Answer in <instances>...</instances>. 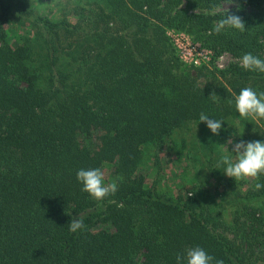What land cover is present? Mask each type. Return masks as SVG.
Segmentation results:
<instances>
[{"label": "trees", "instance_id": "1", "mask_svg": "<svg viewBox=\"0 0 264 264\" xmlns=\"http://www.w3.org/2000/svg\"><path fill=\"white\" fill-rule=\"evenodd\" d=\"M224 1L67 0L63 16L50 21L21 0L40 27L16 45L5 30L10 7L2 3L0 264H176L177 254L192 247L213 264H253L264 236V217L252 205L264 188L254 185L264 175L245 192L230 179L229 225L225 205L162 194L141 172L185 123L202 125L209 163L236 125L247 142L264 126L240 118L229 103L244 87L264 92V73L240 66L247 53L264 60V0H243L257 11L242 18L243 32L217 34L214 20L223 16L175 11L183 3L209 11ZM186 25L214 54L239 62L223 70L180 63L165 32ZM213 92L219 99L209 97ZM201 113L223 122L219 134L200 122ZM105 165L118 190L95 201L76 173ZM75 217L85 227L72 233Z\"/></svg>", "mask_w": 264, "mask_h": 264}, {"label": "rangeland", "instance_id": "2", "mask_svg": "<svg viewBox=\"0 0 264 264\" xmlns=\"http://www.w3.org/2000/svg\"><path fill=\"white\" fill-rule=\"evenodd\" d=\"M27 6L38 15L54 21L60 19L64 14V6L67 0H24ZM224 1L219 6L209 11H201L189 9L183 3L175 11L180 14L192 15L204 13L210 17L225 15H238L242 18H253L257 13L247 7L243 0H232L231 4ZM2 3H8L10 7L9 20L5 25V30L11 38L15 40L12 44L16 45L25 39H32L36 36L40 25L36 20L25 15L21 6V0H0ZM177 14V15H178ZM174 17V15H172ZM69 20L74 23L75 18L70 17ZM218 20H214L216 24ZM177 25V24H176ZM186 26L172 27L166 30V37L175 51V55L179 62L186 66L202 67L215 66L220 70L226 69L231 64L239 61L227 52L214 54L212 50L207 48L202 42L205 40L202 33H190ZM19 38V41L17 38ZM16 38V39H15ZM216 55V56H215ZM254 141L264 142V126H261L259 131H255ZM232 143H239L241 140L247 142L242 135V130L239 125L235 126ZM222 140L218 143L215 154L210 156L213 163H209L205 157V153L201 148L204 140H206L205 131L201 124L197 122L185 123L180 129L176 130L171 136L166 148L160 154L156 161L153 158L146 159L141 167V172L145 176V181L148 186L154 187L162 194L169 196L183 195L185 197L197 196L199 202L207 205L208 201H215L219 205H225L224 221L230 225L233 211L232 207L227 205L230 196L234 193V184L243 183L241 185L242 192L253 186L252 182L256 179L232 180L234 184H230V178L223 173V166L217 167L218 162L224 155H230L235 158L231 152L232 145L227 142L230 140ZM229 152H226L225 149ZM105 173V182H112V168L105 165L102 169ZM231 187V189H230ZM261 199L252 203L253 206L259 209V215L264 217V194ZM258 213V212H257ZM264 232V225L261 228ZM260 234V232H259ZM229 238L233 236L227 232ZM260 246H254V262L253 264H264V236Z\"/></svg>", "mask_w": 264, "mask_h": 264}, {"label": "clouds", "instance_id": "3", "mask_svg": "<svg viewBox=\"0 0 264 264\" xmlns=\"http://www.w3.org/2000/svg\"><path fill=\"white\" fill-rule=\"evenodd\" d=\"M232 0H228L227 4H231ZM226 12V10H225ZM223 15L214 28L215 33H220L226 28L245 31V23L238 15ZM240 66L246 71H258L264 73V60L253 56L251 53L244 54L240 59ZM213 100L219 97L213 92L209 95ZM234 103L235 110L240 118L251 119L254 121H264V92L259 94L251 87H244L240 90L239 95L233 94V99L229 101ZM200 122L206 124L207 129L213 134H219L222 121L209 118L206 114L201 113L199 116ZM228 144L232 145L231 152L225 149L226 152L234 153L233 159L230 155H224L217 164V167L223 166L224 175L232 180H258L261 175H264V142L262 141H240L232 143L230 139ZM77 181L82 185L81 190L87 193L88 196L95 201H102L109 195H114L118 190V185L115 181L105 182V173L100 168L95 169H80L76 173ZM264 188V183L257 182L254 185V190ZM85 227L82 219L75 217L70 220L68 229L72 233H76ZM214 257L200 247H192L185 249L183 253H178L176 256V264H213ZM215 264H223L222 260L215 261Z\"/></svg>", "mask_w": 264, "mask_h": 264}]
</instances>
